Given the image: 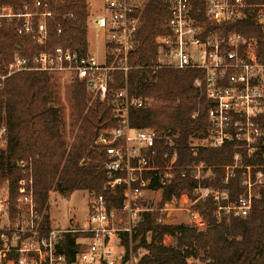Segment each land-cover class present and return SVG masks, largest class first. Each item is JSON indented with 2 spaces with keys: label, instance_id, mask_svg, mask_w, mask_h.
<instances>
[{
  "label": "built area",
  "instance_id": "built-area-1",
  "mask_svg": "<svg viewBox=\"0 0 264 264\" xmlns=\"http://www.w3.org/2000/svg\"><path fill=\"white\" fill-rule=\"evenodd\" d=\"M166 1L169 33L158 36L156 61L149 68L199 72L194 84L205 93L210 107L206 133L196 138L194 146L238 145L244 147L247 157L260 158L245 164L244 153L238 151L234 162L226 167L224 183L239 172L243 194L232 199L227 189L204 187L203 179L216 177L214 166L204 162L178 165L174 136L149 127L137 129L131 124L133 108L147 109L153 105L151 100L133 93L129 80L132 70L148 68L141 63L133 65L132 58L139 51V33L150 0H88L85 53L63 45L31 55L16 51L0 71V87L21 72H46L70 83H84L94 99L111 103L116 124L97 136L95 144L102 146L105 156L106 186L115 194L120 192L121 204L118 207L111 197L94 193L84 226L54 228L45 223L46 211L37 210L33 177L22 161L19 166L25 175L19 184L26 191L17 197L14 206L9 196H0V264H125L131 255L126 259L123 239L132 240L145 213L159 210L163 214L159 218L161 223L172 215L170 203L159 207L164 190L177 174L186 177L189 171L201 181V197L193 204L210 197L218 205L219 217L225 214L247 218L252 213L264 189V59L254 55V44L248 36L228 27L247 19L264 27V1L206 0L203 18L193 15V0ZM51 5L49 0H34L23 9L0 5V27L3 23L14 25L18 34L30 36L47 48L49 20L54 17ZM92 29L95 51L90 39ZM57 31L63 32L61 23ZM118 72L125 74V81L116 89ZM146 75L145 82L154 80L152 75ZM7 136L8 127L3 124L0 150L6 145ZM174 199L191 202L186 193ZM190 219L191 225L200 230L207 228L199 211L190 210ZM63 235L77 237L80 245L72 261L60 249Z\"/></svg>",
  "mask_w": 264,
  "mask_h": 264
},
{
  "label": "trees",
  "instance_id": "trees-1",
  "mask_svg": "<svg viewBox=\"0 0 264 264\" xmlns=\"http://www.w3.org/2000/svg\"><path fill=\"white\" fill-rule=\"evenodd\" d=\"M54 17L49 20V43L47 48L38 45L30 36L18 34L14 25L3 23L0 27V71L5 62H10L16 51L25 55L53 49L58 45L74 50L87 51L88 47V0H49ZM260 3L264 0H250ZM34 0H0V5L23 9ZM206 0H193L196 17H204ZM170 12L166 0H150L143 16L139 33L140 47L132 58L133 65L142 64L146 70H132L130 85L135 95L153 102L147 109L133 108L131 124L134 128H153L161 134L172 135L177 141L178 165L195 166L204 162L215 167L216 177L202 180L204 187L227 189L232 199L243 194L241 174L238 172L227 184L226 167L234 162V155L242 151L243 162L251 164L260 158L247 157L244 147L227 145L213 148L194 146L196 138L206 133L210 101L205 93L195 86L199 72L180 69H150L155 64L161 34L169 33ZM61 23L63 32L58 33ZM248 36L254 55L264 59V27L251 19L229 25ZM256 41H259L256 43ZM154 77L145 82L146 74ZM55 78L46 72H21L7 79L0 87V126L8 127L7 143L0 150V196L10 197L14 206L17 197L26 191L19 181L25 175L19 166L25 162L34 181V194L40 213L49 208L51 193L60 190L71 196L79 190L111 197L116 206L121 204V195L108 186L104 167L102 146L95 140L104 130L116 122L112 104L101 102L88 93L84 83L69 85V121L66 110L61 107V96ZM125 74L117 73L115 88L124 85ZM199 112L198 116L194 114ZM69 122V130H68ZM71 136L72 141L68 140ZM193 171L186 177L177 174L174 182L165 188L161 208L183 193L192 202L201 197ZM207 222L200 230L191 224L159 222L161 212L145 213L136 227L132 240L123 239L127 257L131 248L137 253L145 249L136 264H195L191 258L201 259L206 264H264V189L247 218L217 214L218 205L207 197L203 205H195ZM45 223L50 225L46 214ZM177 239L176 245H168L165 238ZM131 242L134 243L133 247ZM60 249L72 261L79 250L77 237L63 235Z\"/></svg>",
  "mask_w": 264,
  "mask_h": 264
},
{
  "label": "rangeland",
  "instance_id": "rangeland-1",
  "mask_svg": "<svg viewBox=\"0 0 264 264\" xmlns=\"http://www.w3.org/2000/svg\"><path fill=\"white\" fill-rule=\"evenodd\" d=\"M93 2L94 0H89ZM99 4H97L98 6ZM90 39L93 45V50L96 49L95 34L93 29L90 30ZM55 83L59 87L61 96V107L66 110L67 120L69 121V85L70 82L63 80L60 77L55 78ZM69 130V122H68ZM71 142V136L68 137ZM92 193L86 190H79L74 192L71 196H65L60 190L53 191L49 200V208L46 210V214L51 219V224L54 228H66L73 227L79 228L85 225L90 215V203L92 199ZM198 205V204H197ZM172 210V215L165 218L162 223L169 224H191L190 210L196 211L195 204L192 201L186 204L185 199H173L168 205ZM190 208V210H189ZM163 216V214H162ZM165 243L168 245H176L177 239L172 236H167L165 238ZM134 243L131 242L133 247ZM132 254L129 262H124L125 264H136L139 257L142 256L146 251L145 249L138 250L137 253L131 248ZM190 263L195 264H206L201 259L191 258Z\"/></svg>",
  "mask_w": 264,
  "mask_h": 264
},
{
  "label": "water",
  "instance_id": "water-1",
  "mask_svg": "<svg viewBox=\"0 0 264 264\" xmlns=\"http://www.w3.org/2000/svg\"><path fill=\"white\" fill-rule=\"evenodd\" d=\"M203 199H201L199 202H198V205H203Z\"/></svg>",
  "mask_w": 264,
  "mask_h": 264
}]
</instances>
